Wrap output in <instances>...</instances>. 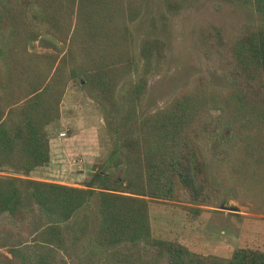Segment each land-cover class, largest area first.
Segmentation results:
<instances>
[{
  "label": "trees",
  "instance_id": "trees-1",
  "mask_svg": "<svg viewBox=\"0 0 264 264\" xmlns=\"http://www.w3.org/2000/svg\"><path fill=\"white\" fill-rule=\"evenodd\" d=\"M198 1L161 0L160 16ZM224 1L251 7L256 19L227 36L211 23L195 33L199 46L217 53L221 68L233 75L230 83L216 87L193 80L137 117L147 75L164 58L152 18L137 38L128 26L143 0H0V170L18 173H0V217L27 226V196L47 219L32 236L27 256L17 231L1 228L15 241L7 243L0 234L8 253H0V264H46L60 250L82 264H264V250L256 247L217 255L156 238L148 220L147 197L192 204L218 199L220 188L205 174L193 136L210 108L217 110L235 152L264 177V0ZM74 77L104 105L112 142L107 166L120 168V177L102 167L83 186L22 176L48 161L47 126L58 117L59 100ZM91 215L95 227L81 242Z\"/></svg>",
  "mask_w": 264,
  "mask_h": 264
},
{
  "label": "rangeland",
  "instance_id": "rangeland-1",
  "mask_svg": "<svg viewBox=\"0 0 264 264\" xmlns=\"http://www.w3.org/2000/svg\"><path fill=\"white\" fill-rule=\"evenodd\" d=\"M161 11V0H143L140 13L128 23L137 38L152 18L154 34L164 43L160 69L147 75L137 117L164 105L177 90L189 86L193 80H203L216 87L227 86L233 75L221 68L217 53L199 46L195 29L201 24L211 23L219 26L223 36H227L240 23L256 19L251 7L224 0H199L195 5L166 17L160 16ZM31 47L40 48L35 42ZM58 110V117L47 126L50 162L22 176L40 180L53 178L59 179V183L83 186L91 181L93 171L102 167L111 175L120 177V168L107 166L112 142L104 125V105L79 78H71L65 85ZM193 136L203 155L205 174L212 177L220 188L219 197L211 204H192L182 198L147 197L151 234L217 255H228L238 246L264 250V177L254 175L252 170L256 165L235 152V142L219 122L217 110L210 108L202 113ZM0 173L18 174L7 168H2ZM92 191L95 197L96 190ZM25 200L31 212L27 226L19 227L3 215L0 217V234L6 236L5 242L11 243L15 236L2 229L16 230L23 239L20 250L27 256L29 243L33 245L32 236L47 219L31 206L27 196ZM192 206L201 210L194 213L189 208ZM95 224L96 220L91 215L81 242L91 236ZM1 252L8 255L3 246H0ZM46 264L82 263L74 261L71 252L66 254L60 250Z\"/></svg>",
  "mask_w": 264,
  "mask_h": 264
},
{
  "label": "crops",
  "instance_id": "crops-1",
  "mask_svg": "<svg viewBox=\"0 0 264 264\" xmlns=\"http://www.w3.org/2000/svg\"><path fill=\"white\" fill-rule=\"evenodd\" d=\"M49 155H50V148H49ZM49 159H50V156H49ZM50 161H48V163H49ZM48 165V164H47ZM37 167H40V166H37ZM36 168V167H35ZM34 169V168H33ZM32 170V169H31ZM52 174V173H51ZM56 175H58V174H56ZM45 179H47V180H50V181H57V180H59V179H53V178H45ZM57 182H60V181H57Z\"/></svg>",
  "mask_w": 264,
  "mask_h": 264
}]
</instances>
